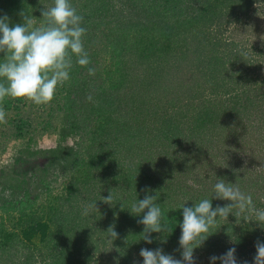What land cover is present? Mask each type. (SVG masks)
Wrapping results in <instances>:
<instances>
[{
  "label": "trees",
  "instance_id": "trees-1",
  "mask_svg": "<svg viewBox=\"0 0 264 264\" xmlns=\"http://www.w3.org/2000/svg\"><path fill=\"white\" fill-rule=\"evenodd\" d=\"M132 1L142 3L141 10L124 15L128 24L103 32L114 42V48L126 52L116 58L120 83L111 91L117 95L121 115L109 118L111 104L105 100V120L93 128L86 153L73 152L72 148L69 151L73 153L68 164L70 181L62 194L41 204L30 198L4 202L5 211L17 212L22 224L17 233L20 239L13 238L16 233L12 231L0 233V264H6L4 256L7 264H35L38 255L40 264H143L139 255L142 248H162L165 254L179 259L180 252L176 250L183 220L181 206H194L202 199H211L213 208L229 203L212 198L219 179L239 186L252 196L257 209H264V171L258 172L242 160L240 146L232 149L247 136L257 138L259 134L254 136L255 130L250 127H260L264 141V87L252 78L249 58L240 57L244 67L237 69L233 64V60L240 59L237 50L232 48L227 53L223 48V54L221 47L225 43H214L223 58L221 54L209 56L214 51L207 49L213 24H223L227 16L243 17L254 4L264 0ZM71 3L83 16L82 26L87 30L83 42L87 50L97 36L98 18L109 8L111 0ZM49 6L51 0H0V15L7 14L11 26L23 22L19 13L25 11L40 26V9ZM111 9L109 12L114 15V7ZM181 44L184 47L180 50ZM187 47L192 54L187 57L193 59L191 63L184 59L189 55ZM163 52L165 59L158 63ZM91 63L81 67L73 57L70 79L57 88L54 99L62 97L73 104L77 103L76 97L93 99L86 95L90 81L83 73L92 67ZM182 81L184 86L191 85L193 98H186L185 102L181 99L182 107L174 110L180 103L177 98L176 102L173 100L178 92L174 88L178 89V84L182 87ZM22 101L6 98L3 107L5 111L13 106L18 108ZM71 108L66 109L67 122L71 130H77L79 121L74 120L76 115ZM259 116L261 124L256 125L253 119ZM152 122L159 124L160 130L168 128V132L148 135L146 128L150 129ZM261 147L264 151V145ZM110 193L112 205L102 200ZM145 195L156 197L155 203L163 214L162 224L168 229L152 233L151 244L142 238L144 225L138 220L143 214L130 212L133 203ZM95 203L97 209L93 207L84 215V207ZM110 226L118 233L113 241L107 232ZM261 226L254 218L245 220L243 215L236 218L230 214L227 221L217 218L206 241L194 249L197 264H210L209 257L220 256L232 247L236 248L238 264H252L255 242L264 241V225ZM16 238L27 246L25 252Z\"/></svg>",
  "mask_w": 264,
  "mask_h": 264
},
{
  "label": "rangeland",
  "instance_id": "rangeland-1",
  "mask_svg": "<svg viewBox=\"0 0 264 264\" xmlns=\"http://www.w3.org/2000/svg\"><path fill=\"white\" fill-rule=\"evenodd\" d=\"M141 4L132 0H111L109 10H104L101 18H98L100 22L97 21L96 25L97 36L94 39V44L86 50L92 62L91 68L95 69V74L89 75L87 70H83L84 77L89 78L90 81L89 85L86 86V95L93 97V99L85 101L76 97L75 101L77 103L70 100L74 102L73 104L66 103L64 98L61 97L55 98L50 104L43 106L23 100L19 103L18 108L13 106L6 110L7 122L0 124V233L4 230L12 231L16 233L13 238L20 239V235L17 236V233L21 231L22 220L20 221L19 217L17 218V212L14 210L5 211L4 202L30 198L41 204L66 190V186L70 181L68 164L73 156V153L69 151L72 148L73 152L86 153L88 144L92 141L93 128L95 129V126L97 127L101 120H105L107 113L103 111L106 108L105 105H107L105 100L111 104L109 118L114 119L115 115H121L118 112L117 95L115 96L111 91L114 90L112 89L113 86H117V82L120 83V72L116 71L118 68V65L115 64L116 58L126 52L121 51L120 48H114L112 46L114 42L108 40L103 32L108 28L127 25L128 18L124 15L129 13L132 15L138 12L141 10ZM112 7H114V15L109 12ZM111 11L113 10L111 9ZM109 15L111 16L109 17ZM223 22L221 25L213 24L209 28L211 32L209 36L212 39L210 41L211 45L208 44L207 49L212 48L214 51L210 52L209 56L211 54H221L216 51V47L213 46L214 43H225L221 47L223 54H226L223 48H226L227 53L233 48V50L238 51V58H249L252 62V78L264 87V1L254 4L243 17L234 19L227 16ZM176 41L174 40L172 44L174 53ZM194 44L196 46L195 42ZM105 45L111 48L105 47ZM190 45L193 46V44ZM183 47L182 44L179 45L180 50ZM186 49H189V47ZM188 52L189 55L184 56V59L191 63L193 59H187L188 56H192L190 49ZM162 57L158 63H162V60L165 59L164 52ZM223 58H225L224 55ZM233 64L236 65L237 69L244 67L241 58L233 60ZM226 81L229 80L226 79ZM95 86H100L102 89L96 90ZM177 87L178 89H174L178 92L192 90L190 84L185 86L183 84L182 87L178 84ZM178 92L173 99L175 102L176 98L179 102L181 99L185 102L188 101L186 98H193L190 91L184 93V96L182 94L178 95ZM239 98H243V96L240 95ZM183 102L175 106L174 110L178 107L181 108ZM70 107H72L70 109L71 113L76 115L74 120L78 119L77 122L79 121L77 130H71L67 122L69 121V112L66 109ZM259 115H262V113ZM261 117H256L257 120L253 119V122L256 125L261 124V121H259ZM120 120L124 119L120 118ZM247 124L250 125L251 121H248ZM149 127L150 129L146 128V131L150 136L155 135V133L160 134L162 131L168 132V128L162 127V130H160V125L154 122L150 123ZM250 129L255 130L253 132L254 136L259 134L257 138L248 139L247 136L241 145L235 144L232 149L240 146L238 150L242 151V160L249 162L250 168L255 167L258 172H261L264 171V160L262 159L264 151L261 147L264 145L262 133H259L260 127H250ZM160 139H163V137H160ZM239 159L236 160L241 166V160ZM216 168L220 169L219 166ZM261 196V198H264V192ZM17 238L15 240H17L18 246L22 252H25L28 249L27 246L25 247ZM34 250L36 251V248ZM4 257H6L4 258L6 259L5 263H9L7 256ZM40 259L39 255L37 258L35 256V264H40Z\"/></svg>",
  "mask_w": 264,
  "mask_h": 264
},
{
  "label": "clouds",
  "instance_id": "clouds-1",
  "mask_svg": "<svg viewBox=\"0 0 264 264\" xmlns=\"http://www.w3.org/2000/svg\"><path fill=\"white\" fill-rule=\"evenodd\" d=\"M40 12L43 18L40 26H36L34 17L25 11L19 13L23 22L11 26L10 17L0 15V54L3 56L0 59V124L7 122L3 107L6 98L26 100L38 106L48 105L57 88L70 79L73 57L81 67L91 62L84 48L83 37L87 30L82 26L83 16L78 14L71 0H51V6L41 8ZM88 73L94 75L95 69L89 67ZM212 198L229 203L213 208L211 199H202L194 206L185 203L181 206L183 220L179 225L181 234L176 250L180 252L179 259L165 254L162 248H142L139 255L143 264H197L194 249L206 241L210 229L217 224V218L227 221L230 214L236 218L243 215L245 220L254 218L260 226L264 225V209H257L252 196L242 192L239 186L219 179L214 185ZM102 200L113 204L111 193ZM155 200L156 197L145 195L133 203L130 210L134 215L143 214L138 223L144 225L142 238L149 244L152 243V233L168 230L162 224L163 214ZM93 207L96 208V203L86 205L83 214L88 215ZM107 232L111 241L118 238L114 226H110ZM255 249L252 264H264V241L257 240ZM209 261L210 264L217 261L238 264L236 248H229L220 256L212 255Z\"/></svg>",
  "mask_w": 264,
  "mask_h": 264
}]
</instances>
